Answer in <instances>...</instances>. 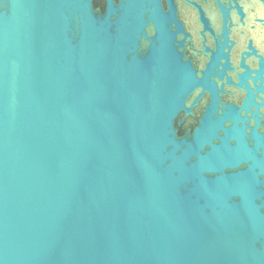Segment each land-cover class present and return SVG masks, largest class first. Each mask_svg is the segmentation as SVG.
I'll return each instance as SVG.
<instances>
[{
    "label": "water",
    "instance_id": "95a60500",
    "mask_svg": "<svg viewBox=\"0 0 264 264\" xmlns=\"http://www.w3.org/2000/svg\"><path fill=\"white\" fill-rule=\"evenodd\" d=\"M0 264H264V0H0Z\"/></svg>",
    "mask_w": 264,
    "mask_h": 264
}]
</instances>
